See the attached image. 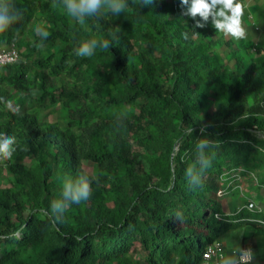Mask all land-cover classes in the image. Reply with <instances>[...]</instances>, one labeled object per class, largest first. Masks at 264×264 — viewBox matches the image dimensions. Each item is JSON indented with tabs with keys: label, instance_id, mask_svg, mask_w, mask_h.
Instances as JSON below:
<instances>
[{
	"label": "trees",
	"instance_id": "16d2710c",
	"mask_svg": "<svg viewBox=\"0 0 264 264\" xmlns=\"http://www.w3.org/2000/svg\"><path fill=\"white\" fill-rule=\"evenodd\" d=\"M6 2L0 43L19 42L21 59L0 72V138L15 137L0 156V264H201L230 230L264 239V212L227 213L218 198L242 165L264 185V60L231 49L228 66L213 17L183 15L180 0L81 21L63 0ZM91 39L111 47L78 55ZM56 105L65 125L41 116ZM81 182L88 198H66Z\"/></svg>",
	"mask_w": 264,
	"mask_h": 264
},
{
	"label": "rangeland",
	"instance_id": "374dc122",
	"mask_svg": "<svg viewBox=\"0 0 264 264\" xmlns=\"http://www.w3.org/2000/svg\"><path fill=\"white\" fill-rule=\"evenodd\" d=\"M242 3L245 5V12L242 17L245 36L238 39L223 31H219L214 35V39H217L219 43L216 47L218 56L231 67H233L230 57L231 49H240L246 61L261 63L264 60V53L256 49L258 46H264V0H242ZM34 22L38 23V25L40 24L38 19ZM25 60L27 59L25 58ZM30 72L32 73V68ZM235 77L236 73H232L227 78L228 84H235ZM7 93L5 87L2 86L0 88V96L5 97ZM41 116L49 123L59 121L65 125L68 121V114L60 105L43 109ZM260 135L264 136V132H261ZM4 165L5 162L2 161L0 163V180L3 185L10 178V173L4 169ZM90 170L93 173H97L96 164L93 162H90ZM220 190H223L224 194L222 196L218 194V198L227 213L240 211L250 202H253L260 211L264 212V185H261L258 181L255 170L242 165L235 170L225 171L222 174V186L218 192ZM253 231V227L250 225L230 230L226 233L222 242L230 251L243 246L253 247L254 258L251 264H264V239L253 236ZM140 257H142L140 252L136 253V258L139 259Z\"/></svg>",
	"mask_w": 264,
	"mask_h": 264
},
{
	"label": "clouds",
	"instance_id": "9594fccd",
	"mask_svg": "<svg viewBox=\"0 0 264 264\" xmlns=\"http://www.w3.org/2000/svg\"><path fill=\"white\" fill-rule=\"evenodd\" d=\"M153 0H143L144 4H151ZM64 7L69 15L77 21L83 20L85 17L101 16L102 9L106 6L111 15H119L129 7L128 0H63ZM181 6H186V11L182 14L192 19L197 16L207 20L209 16L214 19V26L218 31L230 34L234 38H243L245 36V28L242 26V17L245 12V5L242 0H180ZM13 8L6 2L0 0V30L7 25L9 16L13 12ZM196 27H203L199 21ZM36 31L41 36H47V31L37 27ZM111 41L105 39L98 41L91 39L82 42L77 50L80 56H92L97 48L109 49ZM15 137L5 136L0 138V156L9 158L14 150L13 145ZM207 140H202L198 144L199 149H204ZM64 195L73 202L79 203L86 200L89 196V184L81 182L79 184H64ZM57 207H60L57 205ZM253 253L251 249L238 248L233 255L224 257L220 264H251Z\"/></svg>",
	"mask_w": 264,
	"mask_h": 264
},
{
	"label": "built area",
	"instance_id": "2783aa9c",
	"mask_svg": "<svg viewBox=\"0 0 264 264\" xmlns=\"http://www.w3.org/2000/svg\"><path fill=\"white\" fill-rule=\"evenodd\" d=\"M21 59V48L19 42L0 43V72L3 68L13 65ZM219 196L224 194L223 190L218 192ZM247 207L252 210L258 209L253 202H250ZM241 248L251 249L254 258V248L243 246ZM237 249L228 250L224 242L218 240L210 244L203 254L201 264H220V261L227 255L235 254ZM253 261V259H252ZM252 263V262H251Z\"/></svg>",
	"mask_w": 264,
	"mask_h": 264
},
{
	"label": "crops",
	"instance_id": "0c3cea01",
	"mask_svg": "<svg viewBox=\"0 0 264 264\" xmlns=\"http://www.w3.org/2000/svg\"><path fill=\"white\" fill-rule=\"evenodd\" d=\"M20 43H21V42H20ZM22 48H23V47H22ZM2 86H3V85L0 84V88H2ZM1 96H2V95H1ZM1 96H0V97H1ZM2 97H3V96H2ZM14 100H15V98H11V99H9V101L7 102V104H8V105H11V104L13 105ZM12 105H11V106H12ZM12 107H13V106H12Z\"/></svg>",
	"mask_w": 264,
	"mask_h": 264
}]
</instances>
